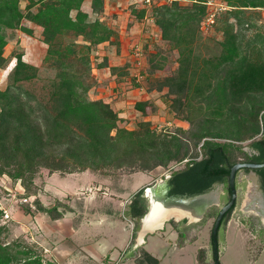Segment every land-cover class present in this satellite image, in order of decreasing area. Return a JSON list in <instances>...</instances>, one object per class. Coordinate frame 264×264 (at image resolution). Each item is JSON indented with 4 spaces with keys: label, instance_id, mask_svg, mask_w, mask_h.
<instances>
[{
    "label": "trees",
    "instance_id": "1",
    "mask_svg": "<svg viewBox=\"0 0 264 264\" xmlns=\"http://www.w3.org/2000/svg\"><path fill=\"white\" fill-rule=\"evenodd\" d=\"M21 1L0 0V68L7 62L4 49L13 31L32 34L25 23L31 22L41 27L40 37L47 45L45 61L53 60L57 70L48 100L36 97L35 101L26 83L36 78L37 69L22 59L21 51L11 55L15 57L9 72L12 78L0 88V175L6 174L12 182L19 180L25 195L36 194L34 173L39 167L117 175L181 161L184 166L174 170L168 180V196L191 197L225 183L230 194L228 176L233 164L264 162V99H255L264 95V47L259 45L264 31L256 25L260 17L256 8L264 0H223L229 9L214 24L221 33L217 39L220 50L210 56L195 51L205 0H172L151 7L161 39L177 52V65L170 74L154 77L147 88L165 90L172 114L189 125L188 130L168 134L143 120L134 129L121 126L109 103L89 96L96 84L90 54L114 34L101 19L103 0H89L90 13L81 7L84 0H24L23 8ZM145 12L142 8L141 16ZM251 30L254 33L249 34ZM163 58L159 51L147 56L146 79L152 80L154 72L163 69ZM118 69L111 67L112 72ZM141 74L143 79V71ZM141 79L135 81L137 87H141ZM146 106L145 102L135 103L142 112ZM186 136L192 144L184 142ZM245 140H249V151L235 144ZM234 150L243 158L234 157ZM57 155L59 160H55ZM254 171L264 191V166ZM37 202L35 198L36 207ZM24 207L29 211L28 205ZM147 207L140 188L131 198L129 213L138 221ZM233 208L225 213L219 229ZM37 209L50 212L40 205ZM1 215L0 211V264H55L41 247L38 253L18 239L4 241L2 234L10 219L2 220ZM57 216L59 213L53 217ZM210 242L212 245L211 231ZM141 256L150 258L145 253ZM197 260L207 264L203 249H198Z\"/></svg>",
    "mask_w": 264,
    "mask_h": 264
},
{
    "label": "crops",
    "instance_id": "2",
    "mask_svg": "<svg viewBox=\"0 0 264 264\" xmlns=\"http://www.w3.org/2000/svg\"><path fill=\"white\" fill-rule=\"evenodd\" d=\"M126 1L128 0H123V2ZM124 4L117 6L115 1H110L109 10H105L101 15V19L107 23L114 34L109 40L97 44L92 51L100 57L95 65L91 63L92 75L96 84L89 91V96L92 99L100 98L109 103L121 121L128 115H133L135 118L139 117V121H148L152 125L155 109H158L163 100H161V96L159 99L156 98L155 94L159 91L145 90L143 87L130 85H136L135 81L137 80L134 77L136 69L133 67L131 51L128 46L129 43L132 45L149 41L140 71V73L143 71V78H145L148 68L147 56L156 51L149 48L152 38L162 42L163 40L160 36V29L155 23L150 25L143 16L141 19H133L131 13L124 10ZM145 26L149 29L145 30ZM11 57L15 59V57ZM111 67L119 69L112 72ZM108 85L111 89L106 90L105 86ZM119 88L122 89L120 96L118 95ZM137 102L147 104L144 112L135 107ZM129 106L133 107V111H129ZM82 172H91V175L88 179H84L83 185L78 189L79 192L70 195L67 191L81 179L71 177L67 180L62 174L75 176ZM136 172L122 174L126 176ZM53 174L55 173L47 178L46 188L58 194L55 196L59 200V205H56L59 216L52 217L37 209L25 211V207H19L9 199L3 198L2 200L11 216L9 224L30 229V237L37 239V243L45 251L44 254L53 263L105 264L109 259L122 256L121 261L126 264H152V260H155L154 264H163L165 252L162 251V247L158 249L155 245L157 242H147L148 234L153 236L157 234L158 239L156 240L168 242V245L172 247L171 251L175 252L173 264H186L190 256L189 243L197 240L199 243L192 253L193 263L199 264L197 252L198 249H203L205 263L211 264L213 254L206 243L205 233H208L209 219L214 215L213 208L217 206L216 203L208 205L204 209H201L200 201L194 204L180 203L177 207L178 210L169 212V215L160 224H156L161 217L158 213L153 215L151 222L145 226L142 218L137 221L130 215L129 205L134 193L147 186L141 185L129 197L122 198L118 195V191L121 190L120 183L114 184L115 181H111L115 175H103L89 170L59 171V180H55L51 179ZM34 182L36 183V178ZM35 188V198L42 204H47L48 195L45 190L41 187L35 186ZM143 196L145 197L144 192ZM145 199L147 200L146 197ZM232 221L234 220L229 218L226 227L230 226ZM156 251L161 257L155 253ZM142 253L149 255L150 258L143 259Z\"/></svg>",
    "mask_w": 264,
    "mask_h": 264
},
{
    "label": "rangeland",
    "instance_id": "3",
    "mask_svg": "<svg viewBox=\"0 0 264 264\" xmlns=\"http://www.w3.org/2000/svg\"><path fill=\"white\" fill-rule=\"evenodd\" d=\"M110 1H115L117 6L123 5L124 3V10H128L129 13L133 16V19L137 20V18L141 19V10L142 7L140 4L135 2V0H128L123 2V0H103V12L109 10ZM89 0H84L82 3V9L88 13H90V4ZM120 3V4H119ZM25 1L22 0L20 2V7L23 8ZM148 13H150L151 8L145 9ZM102 12V14H103ZM250 12V11H249ZM247 13V11H246ZM144 17V15H143ZM29 27L32 29V34H27L25 32L16 30L13 31L12 38L9 39L8 45H6L4 49V55L8 58L7 62L3 67L0 68V88L3 89L10 81L12 76H9V72L14 65L15 59L11 57L13 54L21 53L23 51L22 59L34 65L37 69L36 71V78L32 81L26 83V87L30 92L35 95L34 100L36 101L37 98L41 100L47 101L50 97L51 91L54 89V84L51 82L52 78L56 75V68L52 66L54 64L53 60H46L45 61V54L47 45L42 41L40 37L41 28L33 23L25 22ZM145 30L149 29L147 26L144 27ZM250 33H254V30L249 31ZM246 37H248L246 35ZM154 38V37H153ZM152 38L151 42V49L161 52L163 55V69L157 70L154 72L152 80H148L146 78L141 79V87L145 90H148L147 86L149 83L153 82L154 77H162L163 75L170 74L174 71L177 63L176 57L177 52L174 49H171L170 46L165 43L164 41H157L155 38ZM221 38V33L217 29H212L209 34L204 37L200 35L195 44V51L198 54L210 56L214 55L219 52L220 46L218 44V40ZM146 39V38H144ZM247 38H244L246 40ZM149 41H142L140 43H134L131 45L129 43L128 49L132 51L136 45H141L145 51L148 49ZM260 47H264V41L259 44ZM131 49V50H130ZM128 51V53H130ZM100 55L96 53L90 54V61L94 63V65L99 61ZM44 60V61H43ZM92 73V70H91ZM136 83V82H135ZM108 84V83H107ZM106 84V85H107ZM131 86H137L130 84ZM132 88V87H131ZM106 90L111 89V87L105 86ZM121 95L122 89L119 88ZM160 93V92H159ZM156 93V98L159 99L161 96V104L158 109H155L156 113L154 114V120L152 122V127L157 129L156 131H160L161 133H171V131H176L177 129L188 130L189 125L187 122H183L180 119L176 118L171 110L169 109V98L164 96V92L162 91L160 94ZM37 97V98H36ZM256 100L264 99V95H257L255 96ZM33 103V101H32ZM129 111H133V107L129 106ZM131 113V112H130ZM129 113V114H130ZM160 118H162L160 120ZM139 117H133V115H128L123 119V121L119 122V125L124 126L128 129H134L137 127L139 122ZM126 120V121H125ZM169 121V123H168ZM156 125H162V128L155 127ZM223 126V125H222ZM219 125V127H222ZM182 136V135H181ZM186 144H192V140L188 139L189 137H185ZM249 140L235 142V144L242 145L243 150L249 151V148L246 146ZM233 156L237 159H242L243 155L234 150ZM55 160H59V155L55 157ZM185 161H181V163H173L170 162L166 167H156L150 171H143V172H136L130 175L124 176L122 173H119L111 178V181L114 180V184L120 183L119 187L121 190L118 191V195L122 198L129 197L134 190L140 188L141 185L148 186L155 181L163 179L165 175L171 174L174 170L180 169L184 166ZM116 171V170H115ZM51 179L59 180V170H50L46 167H39L36 173H34V177L36 178V183L34 186L41 187L47 193V204H42L39 200H37V204L42 208H47L50 212L48 214L50 216H55L59 212L56 210V205H59V200L55 195V192H51L48 188H46V184L48 183L47 178L52 174ZM63 177L67 180L71 177H78L81 180L76 181V183L69 189V194H75L78 191L79 187L83 185L84 179H88L91 175V172H82L79 174L68 175L63 173ZM122 178V179H121ZM75 181V180H73ZM72 181V182H73ZM113 182V181H112ZM11 185L8 179L4 176L0 175V196L5 198L3 185ZM50 184V183H49ZM237 199L234 208L232 209L229 218L234 220L232 221L231 225L226 227V224L222 228L219 229L217 240H218V251H219V259L221 264H264V221L260 214L256 213L254 210L249 209L246 207L247 202H251L252 204H259L260 199L257 196L256 189H254L253 181L248 177V173H243L242 170L239 171L237 175ZM46 188V189H45ZM31 189L34 191V187L31 186ZM217 192L218 200L216 205L213 208L214 215L212 218L209 219L210 224L208 225V233L206 232V243L210 251H212V245L210 242V235L209 232L212 228L215 214L218 212L221 205H223L228 199L229 194L227 190V184H218L216 187L212 188ZM75 190V192H74ZM6 199V198H5ZM213 204V203H211ZM210 204V205H211ZM26 206V205H24ZM23 206V207H24ZM262 206V205H261ZM35 206V210L37 209ZM264 207V206H263ZM38 210V209H37ZM228 218V219H229ZM122 220V219H121ZM17 225V224H16ZM30 230V229H29ZM28 229H23L18 226H13L11 223L8 225L7 230L2 234L4 241H12L15 239L20 240L21 242L29 243L33 246V249H36L38 253L41 251L39 247H41L37 243V239L30 237V232ZM147 242H157L155 245L159 249L162 247V251L165 252L163 257V264H173L175 259V252L171 251L172 247L168 245V242L164 240H156L158 239V235L155 234H148ZM199 243V241H194L193 243H189V251L190 256L189 260L186 264H195L193 263V251L195 246ZM36 245V246H35ZM162 245V246H161ZM169 246V247H168ZM42 248V247H41ZM147 248V247H146ZM158 251V250H157ZM155 252L158 255V252ZM43 253H45L43 249ZM212 254V252H211ZM45 255V254H44ZM160 256V255H158ZM47 257V256H46ZM161 257V256H160ZM212 264V260H211Z\"/></svg>",
    "mask_w": 264,
    "mask_h": 264
},
{
    "label": "water",
    "instance_id": "4",
    "mask_svg": "<svg viewBox=\"0 0 264 264\" xmlns=\"http://www.w3.org/2000/svg\"><path fill=\"white\" fill-rule=\"evenodd\" d=\"M262 166H264V162L255 163V162H247L246 161V162H237V163L233 164L230 168L229 176H228V187L230 190L229 199L223 205L220 206V208L217 212V215L214 219L212 229H211L212 254H213L214 264H220L217 235H218L221 220H222L223 216L225 215V213L232 206H235V204H236V199H237V194H238L237 185H236L237 173L240 170H242L243 168H249L250 170L248 172V177L253 181L254 189H256L257 193L260 194V196L264 200V192L259 187V183L257 182V174L254 171L255 168H259ZM170 177H171L170 174L165 175L163 179H160V180L154 182L152 185L147 186L143 189L144 195L147 198L148 208H147V212L143 215L142 220H144L146 218V216L151 212L153 200L161 202L160 206L158 207L159 210L156 211V213H154L153 215H157L159 213L158 214L159 217L161 216L162 218H163V216H165L169 212H175L174 210L177 211L178 210L177 207L180 203H186V204L192 203V204H194L197 201H200L202 204L201 209H204L206 206L210 205L211 203L217 202L218 195L214 189H211L207 192L197 194V195H194L191 197H185V198H180V197H175V196H165V191L167 189H169L168 180ZM151 186L155 187V190H154L155 192H154V194L149 195L147 190ZM216 186H217V184L214 185V187H216ZM213 193H215V196H214L215 200H211L210 198H212V197H210L208 201H202L201 200L202 198H204L205 196H208L209 194L212 196ZM263 215H264V213H263ZM164 219L165 218L162 219V222L164 221Z\"/></svg>",
    "mask_w": 264,
    "mask_h": 264
},
{
    "label": "built area",
    "instance_id": "5",
    "mask_svg": "<svg viewBox=\"0 0 264 264\" xmlns=\"http://www.w3.org/2000/svg\"><path fill=\"white\" fill-rule=\"evenodd\" d=\"M172 0H135L138 4L141 5L142 8L148 9V7L152 6H159L164 4H169ZM205 14L200 21L199 24V32L202 36L206 37L209 32L212 31L214 28V24L216 23L217 19L221 15L222 12L229 9V6L223 0H205L203 1ZM259 13L260 17L256 21V25L260 30L264 31V5L261 7L256 8ZM144 19L147 23L154 24V19L147 11L144 14ZM132 57V64L133 67L136 69L134 72V77L137 81L141 78V67L143 64V59L145 57V51L141 45H136L133 50L131 51ZM141 88V87H140ZM157 128H162V125H156ZM8 179L11 185H3L4 194L6 195L5 198L11 200L12 202L16 203L17 206L23 207L24 205H28L29 210H35L34 205V195H25L24 188L21 185L20 181L17 180L12 182L11 179L6 174H1ZM3 198L0 196V211L2 212L1 218L2 220H8L11 218L10 214L8 213L6 207L3 205L2 202ZM121 257L119 256L116 259H109L105 264H126L125 262L121 261Z\"/></svg>",
    "mask_w": 264,
    "mask_h": 264
},
{
    "label": "bare ground",
    "instance_id": "6",
    "mask_svg": "<svg viewBox=\"0 0 264 264\" xmlns=\"http://www.w3.org/2000/svg\"><path fill=\"white\" fill-rule=\"evenodd\" d=\"M155 190V187H150L147 191H148V194L150 195V194H154V191ZM257 193V192H256ZM215 193H213L212 194V196L209 194L208 196H205L204 198H202L201 200L202 201H208L209 200V198L210 197H212V198H210L211 200H215ZM257 196H258V194H257ZM262 202V203H261ZM261 205H259V204H252L251 202H247L246 203V207L247 208H249V209H252V210H254L256 213H258V214H260L261 216H262V218H263V221H264V215H263V211H264V201H263V199L261 200ZM160 204H161V202H158V201H154L153 200V202H152V209H151V212L146 216V218L144 219V222H145V226L146 225H148L150 222H151V219H152V217H153V214L154 213H156V211H158L159 210V206H160ZM169 215V213H167L165 216H163V218H166L167 216ZM178 216V215H177ZM162 217L156 222V224L158 225V224H160V222L162 221V219H163ZM155 224V225H156Z\"/></svg>",
    "mask_w": 264,
    "mask_h": 264
},
{
    "label": "flooded vegetation",
    "instance_id": "7",
    "mask_svg": "<svg viewBox=\"0 0 264 264\" xmlns=\"http://www.w3.org/2000/svg\"><path fill=\"white\" fill-rule=\"evenodd\" d=\"M243 171V173H248L249 171H245V170H242ZM239 173V172H238ZM238 173H237V175H238ZM257 182L259 183V187H260V189H262V187H261V181H260V177L257 175ZM169 184V183H168ZM169 189H170V185H169ZM169 189H167L166 191H165V196H168V190ZM263 191V190H262ZM257 192V191H256ZM264 192V191H263ZM258 194V193H257ZM258 197H259V199H260V202H261V200L263 199L261 196H260V194H258ZM264 201V200H263ZM262 203V202H261Z\"/></svg>",
    "mask_w": 264,
    "mask_h": 264
}]
</instances>
